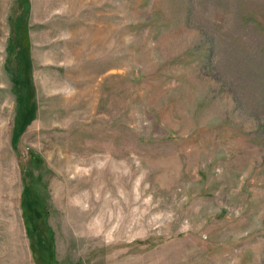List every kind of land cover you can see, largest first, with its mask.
Listing matches in <instances>:
<instances>
[{
	"label": "rangeland",
	"instance_id": "374dc122",
	"mask_svg": "<svg viewBox=\"0 0 264 264\" xmlns=\"http://www.w3.org/2000/svg\"><path fill=\"white\" fill-rule=\"evenodd\" d=\"M0 264H264V0H0Z\"/></svg>",
	"mask_w": 264,
	"mask_h": 264
}]
</instances>
